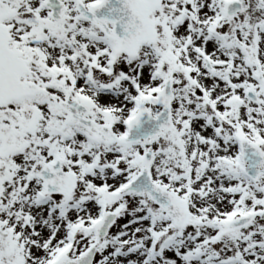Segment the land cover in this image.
<instances>
[{
  "label": "snow or ice",
  "instance_id": "snow-or-ice-1",
  "mask_svg": "<svg viewBox=\"0 0 264 264\" xmlns=\"http://www.w3.org/2000/svg\"><path fill=\"white\" fill-rule=\"evenodd\" d=\"M0 264H264V0H0Z\"/></svg>",
  "mask_w": 264,
  "mask_h": 264
}]
</instances>
